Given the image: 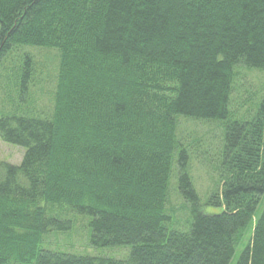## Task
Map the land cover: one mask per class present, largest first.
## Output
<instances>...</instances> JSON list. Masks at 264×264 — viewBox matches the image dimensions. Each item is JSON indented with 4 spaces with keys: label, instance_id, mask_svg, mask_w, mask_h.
Instances as JSON below:
<instances>
[{
    "label": "trees",
    "instance_id": "16d2710c",
    "mask_svg": "<svg viewBox=\"0 0 264 264\" xmlns=\"http://www.w3.org/2000/svg\"><path fill=\"white\" fill-rule=\"evenodd\" d=\"M32 49L57 58L44 116ZM14 52L0 140L23 156L0 161V264H264V90L231 106L236 71H264V0H0V71ZM182 120L219 127L215 157ZM192 160L214 168L205 195ZM82 231L127 256L76 254Z\"/></svg>",
    "mask_w": 264,
    "mask_h": 264
},
{
    "label": "rangeland",
    "instance_id": "374dc122",
    "mask_svg": "<svg viewBox=\"0 0 264 264\" xmlns=\"http://www.w3.org/2000/svg\"><path fill=\"white\" fill-rule=\"evenodd\" d=\"M14 52L11 56L12 59H8L7 63L3 65V69L0 71V108L1 101L6 98L15 100L16 90L7 91L5 89V76L8 71H12L15 66L18 65L19 57ZM33 65L35 66V74L32 77L29 96H26L29 102L27 107L32 111V114L38 116H44L49 114L52 109V95L53 88L56 82V69H57V58L54 51L44 49H32ZM237 76L233 83V91L231 96V106L237 109L238 107H245L249 101L261 99V92L264 90V71L260 70H244L238 69L236 71ZM3 93V96H2ZM6 93V94H5ZM5 94V95H4ZM3 97V98H2ZM6 102V101H5ZM7 105V103H6ZM180 135L189 144L197 146L200 150H208L207 158L211 159L215 157V148L218 145V137L220 136L219 127L216 124H206L199 122H187L182 120L180 126ZM218 147V146H217ZM23 156V150L11 145H7L0 140V161L7 162L12 165H19ZM190 174L194 183V186L200 195H205L213 186V169L207 165L200 164L197 161H191ZM171 194L169 203L167 205L168 212L174 210L176 217H179L182 221L187 218L185 212L184 203L177 195L176 180L171 179ZM80 234L82 238H80ZM76 233L72 236L71 243L75 244L77 249H81L85 252H78L76 254L89 255V256H105L112 259H123L128 254L127 247H116V248H92L88 247L86 233L84 231ZM59 237V236H58ZM58 243L60 239H58ZM54 239L47 238V245ZM61 243V242H60ZM84 244V245H83ZM234 262L232 261L231 264Z\"/></svg>",
    "mask_w": 264,
    "mask_h": 264
}]
</instances>
